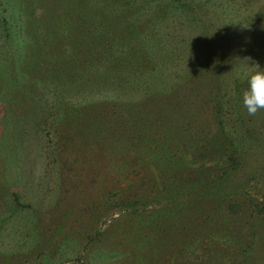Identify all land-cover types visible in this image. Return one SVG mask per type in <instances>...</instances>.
<instances>
[{"label":"trees","instance_id":"1","mask_svg":"<svg viewBox=\"0 0 264 264\" xmlns=\"http://www.w3.org/2000/svg\"><path fill=\"white\" fill-rule=\"evenodd\" d=\"M233 1L236 13L243 3ZM210 6L211 0H0V160L18 159L25 137L18 134L19 124L30 122L49 134L58 124L74 126L89 131L85 145L105 156L109 144L133 139V149L113 155L133 153L140 156L132 161L136 165H153L144 184L162 177L172 187L191 188L182 191L183 198L174 195L156 219H171L186 202L201 204L211 192L208 172L195 165L191 179L182 165L191 169L193 158H181L183 148L199 134L203 146H210V137L231 138L233 155L253 146L252 130L236 119L247 81L240 79L243 73L227 72L236 70L229 54L236 35L220 30L224 24ZM209 20L215 30H209ZM173 21L181 30L160 29ZM238 23L261 27L263 35L264 6L232 21ZM247 33L245 42L253 47V30ZM200 112L207 116L195 123ZM154 172L161 176L154 178ZM193 215L187 219L199 220ZM211 255L200 256L202 264H212Z\"/></svg>","mask_w":264,"mask_h":264},{"label":"rangeland","instance_id":"2","mask_svg":"<svg viewBox=\"0 0 264 264\" xmlns=\"http://www.w3.org/2000/svg\"><path fill=\"white\" fill-rule=\"evenodd\" d=\"M211 1V13L224 24L220 30L236 35L229 41L236 70L228 67L229 75L238 77L237 72L255 67V62L264 66L261 27L232 24L238 16L258 12L264 0H241L236 13L239 5L233 0ZM174 23L163 22L160 29L181 30ZM208 24L215 30L213 20ZM249 30L253 47L245 42L250 40ZM218 45L219 41L212 44ZM205 116L200 112L194 122ZM236 119L252 130L253 146L233 155L231 138L210 137V146H203L197 142L200 134L194 136V143L180 152L194 164L182 168L191 179L195 165L207 170L211 192L199 205L186 202L165 221L156 219V214L191 188H178L177 183L172 187L156 172L157 182L144 184L155 170L153 165H136L133 162L140 156L133 153L113 155L133 149V139L117 147L109 144L110 154L105 156L85 145L89 131L58 124L49 134L30 122L19 124L18 134L25 137L18 159L0 160V264H202L205 252L212 254L208 257L212 264L215 259L216 264H264V109L249 114L241 102ZM49 136L54 140L48 141ZM120 156L125 161L117 162ZM192 187L196 188L195 182ZM192 211L199 220L187 219ZM209 218H214L210 224Z\"/></svg>","mask_w":264,"mask_h":264},{"label":"clouds","instance_id":"3","mask_svg":"<svg viewBox=\"0 0 264 264\" xmlns=\"http://www.w3.org/2000/svg\"><path fill=\"white\" fill-rule=\"evenodd\" d=\"M255 65L245 71L241 77L247 81V87L241 93V102L249 114L264 109V66L256 62ZM237 75L241 76L240 73Z\"/></svg>","mask_w":264,"mask_h":264}]
</instances>
